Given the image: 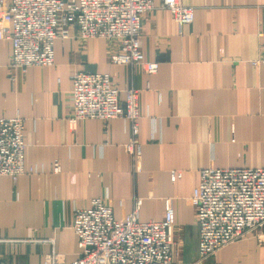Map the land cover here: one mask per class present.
Returning <instances> with one entry per match:
<instances>
[{"label": "crops", "instance_id": "1", "mask_svg": "<svg viewBox=\"0 0 264 264\" xmlns=\"http://www.w3.org/2000/svg\"><path fill=\"white\" fill-rule=\"evenodd\" d=\"M181 1L193 9L190 24L177 25L160 0L144 18L142 51L159 64L152 74L114 62L116 41L73 35L55 41L52 66L16 71L12 80V43L0 39V117L25 120L32 169L16 181L0 175V264H43L53 253L75 260L74 211L98 197L117 219L141 199V221L161 220L170 200L183 264H264V226L201 260L192 204L203 168L264 165V68L255 65L264 0ZM78 70L108 73L122 99L126 88L140 90L139 170L127 149L128 122L82 119L69 127Z\"/></svg>", "mask_w": 264, "mask_h": 264}, {"label": "built area", "instance_id": "2", "mask_svg": "<svg viewBox=\"0 0 264 264\" xmlns=\"http://www.w3.org/2000/svg\"><path fill=\"white\" fill-rule=\"evenodd\" d=\"M160 1L177 25L193 22V9L181 0ZM154 9L155 0H0V39L12 43L10 78L14 80L16 71L25 72L31 66H52L55 41L73 35L116 41L114 62L156 73L159 64L145 59L141 41L144 18ZM261 35L262 49L255 65L264 68V33ZM71 79L69 127L75 129L82 119L128 122L132 138L127 149L136 157L139 170L140 90L130 86L122 99L121 89L108 73L78 70ZM24 130L22 117H0V175L15 181L32 171L25 163ZM53 170H61L59 161ZM141 203L137 199L133 211L122 219L115 218L112 203L101 197L92 199L88 207L76 208L72 228L78 257L68 262L64 255L53 253L43 264H183L178 259L171 201L165 202L161 220L150 221L139 219ZM192 204L199 228V255L207 259L264 226V165L203 168Z\"/></svg>", "mask_w": 264, "mask_h": 264}, {"label": "rangeland", "instance_id": "3", "mask_svg": "<svg viewBox=\"0 0 264 264\" xmlns=\"http://www.w3.org/2000/svg\"><path fill=\"white\" fill-rule=\"evenodd\" d=\"M141 39H142V37H141ZM198 251H199V248H198ZM199 257H200V255H199ZM201 259V258H200ZM201 260H203V259H201Z\"/></svg>", "mask_w": 264, "mask_h": 264}]
</instances>
